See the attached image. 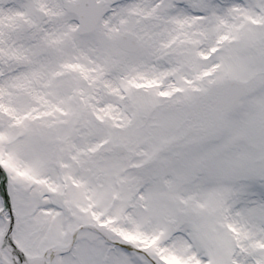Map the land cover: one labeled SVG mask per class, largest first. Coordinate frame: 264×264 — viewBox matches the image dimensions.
<instances>
[{
    "label": "snow or ice",
    "instance_id": "6c2138e0",
    "mask_svg": "<svg viewBox=\"0 0 264 264\" xmlns=\"http://www.w3.org/2000/svg\"><path fill=\"white\" fill-rule=\"evenodd\" d=\"M0 264H264V0H0Z\"/></svg>",
    "mask_w": 264,
    "mask_h": 264
}]
</instances>
